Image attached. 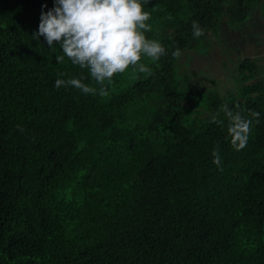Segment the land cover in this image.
Returning <instances> with one entry per match:
<instances>
[{"label":"trees","instance_id":"obj_1","mask_svg":"<svg viewBox=\"0 0 264 264\" xmlns=\"http://www.w3.org/2000/svg\"><path fill=\"white\" fill-rule=\"evenodd\" d=\"M141 3L145 35L165 54L142 57L148 73L129 68L101 85L34 37L54 0H0V264H264L258 59L238 64L241 83L227 93L200 94L179 78L184 53L264 0ZM71 78L95 92L55 87ZM223 105L252 120L241 150Z\"/></svg>","mask_w":264,"mask_h":264},{"label":"clouds","instance_id":"obj_2","mask_svg":"<svg viewBox=\"0 0 264 264\" xmlns=\"http://www.w3.org/2000/svg\"><path fill=\"white\" fill-rule=\"evenodd\" d=\"M54 3L53 9L42 12L34 37L39 39L43 36L51 47L59 44L64 55L57 56V62L63 63L66 56L73 65L87 69L98 84L103 85L106 80L111 82L116 74H122L129 68L134 72L148 73L149 68L141 63L142 57L157 61L165 54L158 41L145 35L151 31L147 23L150 13L144 10L141 0H54ZM192 29L194 38L204 34L195 21ZM173 55L179 56L180 51ZM61 86H73L84 94L95 92L78 78L57 79L55 87L59 89ZM99 91L100 95L107 94L103 87ZM220 111L228 120L227 132L232 146L236 150L243 149L252 120L245 118L240 111L233 112L227 105H223ZM249 111L259 122L260 114ZM210 122L220 123L215 114ZM17 128L23 131L19 125ZM212 155L213 162L219 166V149H214Z\"/></svg>","mask_w":264,"mask_h":264},{"label":"rangeland","instance_id":"obj_3","mask_svg":"<svg viewBox=\"0 0 264 264\" xmlns=\"http://www.w3.org/2000/svg\"><path fill=\"white\" fill-rule=\"evenodd\" d=\"M255 9L244 23L223 20L199 48L184 53L179 78L186 82L191 76L189 83L200 94L209 90L227 93L238 89L237 66L246 56L258 59L259 75L264 77V10Z\"/></svg>","mask_w":264,"mask_h":264}]
</instances>
